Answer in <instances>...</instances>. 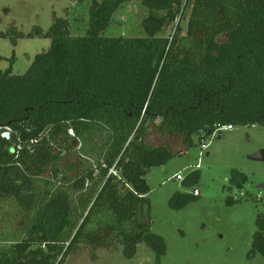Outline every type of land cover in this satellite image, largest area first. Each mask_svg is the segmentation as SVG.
I'll return each instance as SVG.
<instances>
[{
  "label": "trees",
  "instance_id": "obj_1",
  "mask_svg": "<svg viewBox=\"0 0 264 264\" xmlns=\"http://www.w3.org/2000/svg\"><path fill=\"white\" fill-rule=\"evenodd\" d=\"M130 1H93L80 37L55 18L36 30L50 47L24 75L0 70V244L12 254L0 252V264H64L85 244H118L127 259L144 244L159 264L166 245L150 231L148 171L202 134L264 129V0H193L186 34L178 23L170 37L190 0H142L144 37H104ZM246 182L232 174L236 189ZM196 197L176 193L171 207ZM16 217L24 222L9 227ZM256 227L252 252L264 257V215Z\"/></svg>",
  "mask_w": 264,
  "mask_h": 264
},
{
  "label": "rangeland",
  "instance_id": "obj_2",
  "mask_svg": "<svg viewBox=\"0 0 264 264\" xmlns=\"http://www.w3.org/2000/svg\"><path fill=\"white\" fill-rule=\"evenodd\" d=\"M93 1L98 0H0V70L11 69L13 75H24L35 56L50 47V40L36 36V30L45 34L55 18L68 21L72 37L83 36ZM192 1L185 10L182 4L165 37L172 36L178 23L181 35L186 34ZM147 15L142 0H131L114 14L103 36L144 37L142 21ZM15 32L25 37L16 39ZM200 137L194 138L195 146L185 154L150 169L145 176L149 187L150 231L166 245V255L159 264H264V257L252 252L256 220L264 215V162L247 159L257 151H264V129L234 127L206 137L207 148L201 155ZM152 144L156 146L157 142ZM173 146L178 151L179 144ZM75 157L69 156L67 164L75 166ZM178 172L185 178L198 172L199 179L184 186L183 182L171 180ZM234 172L247 177L240 189L234 183L231 186ZM194 189L199 192L195 200L180 209L171 207L170 200L176 193L192 195ZM2 215L0 211V219ZM21 219L16 217L8 226L20 227L24 222ZM0 252L12 255L7 244H0ZM64 264H156V261L144 244L136 246L130 259L118 244L106 248L85 244L73 249Z\"/></svg>",
  "mask_w": 264,
  "mask_h": 264
},
{
  "label": "built area",
  "instance_id": "obj_3",
  "mask_svg": "<svg viewBox=\"0 0 264 264\" xmlns=\"http://www.w3.org/2000/svg\"><path fill=\"white\" fill-rule=\"evenodd\" d=\"M233 129H234V127H232V126H225V127L221 128L219 131H231ZM68 133H69V135L73 136L72 131H69ZM216 134L217 133L215 132V133H213L212 136H215ZM199 144H200V147H201V152H200V155H201L203 153V151L207 148V145L205 144V140H200L199 141ZM196 167L198 168V166H196ZM110 172H112V171H110ZM185 179L186 178L182 175V173L181 172H178L174 177H172L171 180L172 181H178V182H184ZM192 194L194 196H198L199 195V192L194 189L193 192H192Z\"/></svg>",
  "mask_w": 264,
  "mask_h": 264
},
{
  "label": "water",
  "instance_id": "obj_4",
  "mask_svg": "<svg viewBox=\"0 0 264 264\" xmlns=\"http://www.w3.org/2000/svg\"><path fill=\"white\" fill-rule=\"evenodd\" d=\"M3 137L8 138V135L4 134ZM247 159L253 162H264V151H257L253 155L248 156Z\"/></svg>",
  "mask_w": 264,
  "mask_h": 264
},
{
  "label": "flooded vegetation",
  "instance_id": "obj_5",
  "mask_svg": "<svg viewBox=\"0 0 264 264\" xmlns=\"http://www.w3.org/2000/svg\"><path fill=\"white\" fill-rule=\"evenodd\" d=\"M252 128V127H251ZM218 139H220L219 137H218Z\"/></svg>",
  "mask_w": 264,
  "mask_h": 264
},
{
  "label": "crops",
  "instance_id": "obj_6",
  "mask_svg": "<svg viewBox=\"0 0 264 264\" xmlns=\"http://www.w3.org/2000/svg\"><path fill=\"white\" fill-rule=\"evenodd\" d=\"M206 155H208V154H206Z\"/></svg>",
  "mask_w": 264,
  "mask_h": 264
}]
</instances>
